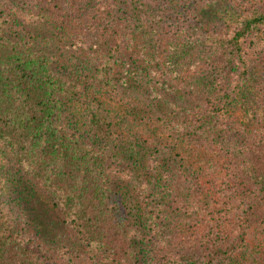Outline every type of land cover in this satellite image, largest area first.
Wrapping results in <instances>:
<instances>
[{
  "label": "trees",
  "instance_id": "trees-1",
  "mask_svg": "<svg viewBox=\"0 0 264 264\" xmlns=\"http://www.w3.org/2000/svg\"><path fill=\"white\" fill-rule=\"evenodd\" d=\"M259 76L264 0H0V152L99 264H264ZM31 228L0 264H60Z\"/></svg>",
  "mask_w": 264,
  "mask_h": 264
},
{
  "label": "rangeland",
  "instance_id": "rangeland-1",
  "mask_svg": "<svg viewBox=\"0 0 264 264\" xmlns=\"http://www.w3.org/2000/svg\"><path fill=\"white\" fill-rule=\"evenodd\" d=\"M180 23L177 21V25ZM170 26L176 28V22L172 21ZM156 42L158 43L157 46L161 45V40ZM262 81L261 76L253 80L250 90L246 93V98L239 100H242V104L236 109L237 119L245 125H260L264 122V92L261 91L264 84ZM168 83L173 84L172 81H168ZM156 91L159 98H163L168 93L166 89L160 86L156 88ZM169 96L171 99H175V92L173 91ZM143 154V158L148 164L147 160L150 159V155H153V151L150 154L146 150ZM0 203L8 206L20 221L25 220L32 227L31 229L37 234L39 242L49 246V251L60 264H64L61 262L62 258L58 253V247L61 246H71V248L76 249V253L70 252L69 255L73 264H91V254L76 242L70 229L63 223L52 197L41 190L27 175L20 172L16 164L1 152ZM132 203L130 201L128 207H131ZM92 259L96 264H99L100 261L97 260V257L94 256Z\"/></svg>",
  "mask_w": 264,
  "mask_h": 264
}]
</instances>
